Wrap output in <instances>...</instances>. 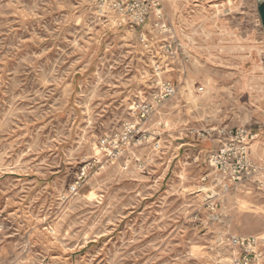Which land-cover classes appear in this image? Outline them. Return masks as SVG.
I'll return each mask as SVG.
<instances>
[{
    "label": "rangeland",
    "instance_id": "obj_1",
    "mask_svg": "<svg viewBox=\"0 0 264 264\" xmlns=\"http://www.w3.org/2000/svg\"><path fill=\"white\" fill-rule=\"evenodd\" d=\"M162 1L192 40L186 78L156 76L166 63L97 0H0V264H230L219 238H264L263 196L208 206L211 145L196 134L264 118L259 2ZM155 78L178 92L148 123L159 136L135 152L145 167L124 170L98 144Z\"/></svg>",
    "mask_w": 264,
    "mask_h": 264
},
{
    "label": "built area",
    "instance_id": "obj_2",
    "mask_svg": "<svg viewBox=\"0 0 264 264\" xmlns=\"http://www.w3.org/2000/svg\"><path fill=\"white\" fill-rule=\"evenodd\" d=\"M97 12L113 22L116 27H129L138 35L140 47L154 58L165 59V63H190V56L173 35V41H163L162 36L172 29L164 22L162 0H97ZM151 17L155 19L156 35L145 31ZM155 67V66H154ZM156 66L155 75L164 71ZM159 78V77H158ZM155 78L150 83L149 96L136 103L131 109L132 119L121 128L102 137L99 154L112 164H124L127 170L135 162L137 168H144L146 162L136 159L137 149L156 140L159 136L148 128L150 120L159 113L168 101L174 98L178 87L168 79ZM202 132V133H200ZM196 134L205 142L215 146L206 156V163L214 175L213 188L219 194L208 195V206L214 211L220 196L236 193L264 194V168L250 157V145L257 135L245 128H208ZM154 149L160 148L158 144ZM133 158L136 161H133ZM207 177L203 179L206 181ZM78 182L71 189H78ZM264 238L258 236H237L226 234L218 243L231 252L230 264H264Z\"/></svg>",
    "mask_w": 264,
    "mask_h": 264
},
{
    "label": "crops",
    "instance_id": "obj_3",
    "mask_svg": "<svg viewBox=\"0 0 264 264\" xmlns=\"http://www.w3.org/2000/svg\"><path fill=\"white\" fill-rule=\"evenodd\" d=\"M181 1L184 2V3H186V4H188V5H190V6L192 4L194 6L197 5L196 9H194V10L199 11L200 8H203L206 4L209 5V4H212L214 2H221L223 0H181ZM259 1L260 0H258V2ZM149 21L151 22V20H149ZM149 21L145 25V28L144 29H145L146 32L152 33L150 31V28H149V26H151ZM164 23L166 25H168L169 28L172 29V32H170L169 34H164L162 36L163 41L165 42V41L168 40L169 42H172L173 39H174L173 38V35H174L175 38L177 39V41L179 42V44H181L183 46V48L186 49V51L188 52L191 60H190V63L189 64H182L180 62H176V63H170V62H168V64H167V62H166V65H165L166 68H164V71L163 72L167 73V75L170 74V73H178L180 76H183L184 78H186V76H187L186 68L188 67V65L191 64V62H192V60L194 58V51H193L192 40H190L187 36H185L183 34V33H185L184 31H186V30H184V28H182V29L180 27L177 28L174 24H172L171 22H168V21H165ZM164 62H165V59H164ZM168 80H170V79H168ZM235 128H240V127H235ZM241 128H245V127H241ZM245 129L248 132H250L251 134L257 135V137L255 138V140L250 145V157H251V159H253L256 162V164H258V165H260L261 167L264 168V118L260 120V123L258 124L257 127L250 128V129L245 128ZM203 143H207V142H203ZM208 144H210V143H208ZM210 145H211V150H212L215 146H213L212 144H210ZM193 146H195V144ZM196 160H198V158ZM207 178H209L211 180L210 183L212 185V181L214 180V175L212 174V172L207 175ZM213 189L214 188H212V190L211 189H208L207 194L208 193L211 194L212 191H214ZM239 194L242 195V196H244V197H250V198L256 197L257 194H259V196L261 195V196L264 197V194H260V193L254 192L252 194L236 193V194H233L234 195V198H235V196H237ZM228 196L229 195H227L226 197H228ZM258 237H260V236H258ZM262 246L264 248V242L262 243Z\"/></svg>",
    "mask_w": 264,
    "mask_h": 264
},
{
    "label": "water",
    "instance_id": "obj_4",
    "mask_svg": "<svg viewBox=\"0 0 264 264\" xmlns=\"http://www.w3.org/2000/svg\"><path fill=\"white\" fill-rule=\"evenodd\" d=\"M258 12H259L261 23H262V28L264 30V0L259 1Z\"/></svg>",
    "mask_w": 264,
    "mask_h": 264
},
{
    "label": "bare ground",
    "instance_id": "obj_5",
    "mask_svg": "<svg viewBox=\"0 0 264 264\" xmlns=\"http://www.w3.org/2000/svg\"><path fill=\"white\" fill-rule=\"evenodd\" d=\"M225 7V6H224ZM68 95V94H67ZM141 97V96H140ZM160 116V115H159ZM161 117V116H160ZM97 146V145H96ZM96 154L98 155L99 154V151L98 152H96ZM64 197V196H63ZM238 197L236 196V199H237Z\"/></svg>",
    "mask_w": 264,
    "mask_h": 264
}]
</instances>
